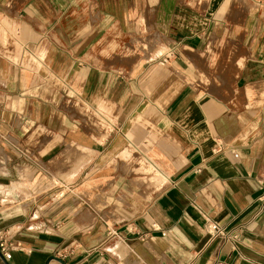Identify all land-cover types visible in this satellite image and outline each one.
I'll list each match as a JSON object with an SVG mask.
<instances>
[{"label":"crops","instance_id":"obj_1","mask_svg":"<svg viewBox=\"0 0 264 264\" xmlns=\"http://www.w3.org/2000/svg\"><path fill=\"white\" fill-rule=\"evenodd\" d=\"M0 234V264H264V0H0Z\"/></svg>","mask_w":264,"mask_h":264},{"label":"built area","instance_id":"obj_2","mask_svg":"<svg viewBox=\"0 0 264 264\" xmlns=\"http://www.w3.org/2000/svg\"><path fill=\"white\" fill-rule=\"evenodd\" d=\"M206 224H207L208 232L211 235L215 236V235H221L222 234L223 228L221 226H219L215 221H213L211 219H206ZM10 248H11L10 244L7 242L5 237L0 234V252L3 254V256L6 259H9L11 256Z\"/></svg>","mask_w":264,"mask_h":264},{"label":"water","instance_id":"obj_3","mask_svg":"<svg viewBox=\"0 0 264 264\" xmlns=\"http://www.w3.org/2000/svg\"><path fill=\"white\" fill-rule=\"evenodd\" d=\"M0 257L2 258V254H1V252H0ZM3 259V258H2ZM56 259H58V258H56ZM62 264H65L61 259H58Z\"/></svg>","mask_w":264,"mask_h":264}]
</instances>
